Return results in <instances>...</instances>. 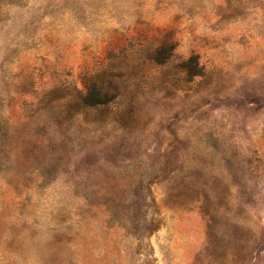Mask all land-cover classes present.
<instances>
[{"label": "rangeland", "instance_id": "obj_1", "mask_svg": "<svg viewBox=\"0 0 264 264\" xmlns=\"http://www.w3.org/2000/svg\"><path fill=\"white\" fill-rule=\"evenodd\" d=\"M0 264H264V0H0Z\"/></svg>", "mask_w": 264, "mask_h": 264}]
</instances>
